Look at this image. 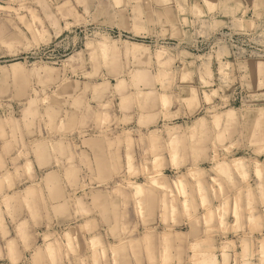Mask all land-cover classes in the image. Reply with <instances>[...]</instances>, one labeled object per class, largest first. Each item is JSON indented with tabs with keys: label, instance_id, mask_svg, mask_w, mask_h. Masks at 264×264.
<instances>
[{
	"label": "clouds",
	"instance_id": "1",
	"mask_svg": "<svg viewBox=\"0 0 264 264\" xmlns=\"http://www.w3.org/2000/svg\"><path fill=\"white\" fill-rule=\"evenodd\" d=\"M0 264H264V0H0Z\"/></svg>",
	"mask_w": 264,
	"mask_h": 264
}]
</instances>
